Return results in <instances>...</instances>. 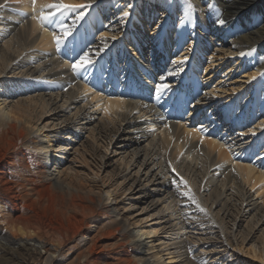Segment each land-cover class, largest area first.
Here are the masks:
<instances>
[{
	"label": "bare ground",
	"instance_id": "1",
	"mask_svg": "<svg viewBox=\"0 0 264 264\" xmlns=\"http://www.w3.org/2000/svg\"><path fill=\"white\" fill-rule=\"evenodd\" d=\"M52 2L57 0H37L35 6L32 0H0L4 5L0 8V224L6 230L0 231V239L9 247L19 245L6 252L10 259L61 264L73 240L81 246L69 264H176L177 257V264H234L228 259L235 256L233 252L227 257L228 247H239L241 254L264 264V172L239 160L222 146L227 142L214 140L207 128L203 144L202 134L192 131L199 126L200 112L206 114L203 123L216 127L224 113L230 117L229 128L264 117V27H251L253 18L264 15V0H235L234 4L192 0L193 20L185 23L178 22L183 0H64L91 3L92 9L74 38L59 51L51 33L32 19ZM208 3L213 9L206 7ZM125 10L130 16L122 19ZM158 17L164 18L159 22L169 36L164 44L155 43L150 35ZM218 18L227 23L218 26ZM209 40L221 50L217 56L210 53L216 60L208 59ZM101 48L94 59L107 71L93 70L87 81L72 72L77 53ZM253 49L251 56L239 55ZM184 56L188 59L180 65ZM230 62L228 70L244 71L239 81L232 80L228 88L223 85L226 81L213 85L222 72L219 68ZM173 70L178 74L168 76ZM161 76L171 82L172 91L158 101L155 78L160 83ZM129 85L133 91L149 90L153 96L132 98L126 94ZM205 85L212 86L210 94ZM193 97L215 100L221 108L209 112L207 106L212 103H206L192 109L188 103ZM171 102L174 109H186L183 120L171 122L167 113L162 117ZM192 111L195 119L187 115ZM50 113H54V126L68 131L71 138H63L60 132L43 136L38 128ZM209 114L216 119L210 120ZM77 122L89 127L87 138L77 133L81 128ZM48 127L47 121L43 128ZM229 128L227 136L233 133ZM246 134L264 156V120ZM72 140L84 149L77 152L82 156L89 152L94 158L82 171L99 177L103 170L115 189L103 188L104 182L98 186L72 166L59 170L66 165L62 157L67 156ZM109 150L118 155L115 161L108 156ZM181 178L188 182L196 203L183 195L187 189ZM121 189L147 200L143 211L152 210V216H158L168 239L166 248L151 253L155 247L142 239L153 231L138 228L130 215L121 214L122 204H110ZM106 237L116 239V244L102 243ZM248 240L260 248L249 246L244 252ZM213 241L222 250L206 246ZM30 242L39 253L29 248ZM170 247L174 252L167 254L170 257L164 263L160 254ZM6 248L1 245V252Z\"/></svg>",
	"mask_w": 264,
	"mask_h": 264
},
{
	"label": "rangeland",
	"instance_id": "2",
	"mask_svg": "<svg viewBox=\"0 0 264 264\" xmlns=\"http://www.w3.org/2000/svg\"><path fill=\"white\" fill-rule=\"evenodd\" d=\"M214 34V33H213ZM210 41V50H209V55H208V59L210 58V53L213 52V53H216V56L221 52L220 48H219V45L218 43L216 44V41L215 42H212L211 40ZM210 59H213V60H216L217 58H210ZM178 65V64H176ZM218 65V64H217ZM232 66V62H230L228 65H222V67H220L219 69H221V73L216 77L214 83H212L213 85H218V83H224L226 81L224 85V87H227L228 88V84H232L233 82H237L236 80L239 81L240 78H238L239 76H242V73L244 72L243 69L240 70V71H237L235 68L234 69H230L228 70V68ZM227 70V71H226ZM226 74H229L228 77H224V75ZM222 79V81H221ZM235 79V80H234ZM233 80V82H232ZM239 83V82H238ZM243 83V82H242ZM236 84V83H235ZM211 87L210 85H205V89H207V92H211ZM214 88V86H213ZM205 91V90H204ZM206 103H212L210 104L211 108L210 110H215L216 108L220 109L221 108V104H219L217 101L215 100H211L208 102V100H204L202 101V104H206ZM219 111V110H218ZM214 113H216V117H217V112L215 111ZM213 113V114H214ZM54 113H50L46 116V118L48 119V128H43V125L46 122H44L43 124H40V127L38 129H41L39 131H41V133H43V136L49 134V135H52V136H55V134L57 133H62V137L63 138H68V137H72V135L69 136L68 134V131H63L61 129H59L58 126H54V124L56 122H54L55 118L53 116ZM54 118L53 120H50ZM97 120L98 118H101V117H95ZM199 118H200V115H199ZM148 119V116L145 117V120ZM231 120V119H230ZM264 120V119H263ZM200 121V119L197 121V123ZM147 122V120H146ZM229 124L231 122H229V120L227 121ZM79 127H81V125H83V122H77ZM236 125V124H234ZM227 126V125H226ZM234 127V126H233ZM239 127V126H237ZM224 129V128H223ZM88 130H89V127H81L79 129V132H77L78 134H80V136H82V138H87L88 137ZM208 130V129H207ZM243 131V130H241ZM245 132H242V134H244ZM247 135V134H246ZM39 136V135H38ZM222 138H224L223 136H221ZM233 138L236 137V135L232 136ZM229 138V142H227V145L231 144L232 145V141H230ZM69 139V138H68ZM242 139H245L246 141L244 143H248L249 141L246 139V136L245 138L244 137H240L238 140L236 141H239V140H242ZM225 142L227 141L226 138H224ZM72 143L73 145H71L69 148H68V151H67V156L65 157H62L64 162H66V165L63 166L61 169V171H65L66 167H69V166H72L73 168H75L77 171L80 172V175L82 177H85L87 178L88 180H96L97 181V184L98 186L104 182L105 183V186L103 188H107L110 186L111 188V182H109L106 178H105V173L104 171L102 170V172H99V177H95V176H92V175H89L88 172H85V171H82L83 167L87 164H90L91 165V162L94 161V158L90 156L89 152L84 154V156H82L81 153L77 152L76 149H81L82 151H84V149L81 147V144L78 142V141H73L72 140ZM241 144V143H239ZM243 145H236V147H241ZM51 150H53V147L51 148ZM50 150V151H51ZM111 150H109L107 152L108 156L110 158H112L113 161H115L117 158H118V155L116 156L115 154L113 155L112 153H110ZM57 155V158L58 157H61L59 156L60 154L59 153H55ZM256 162L262 167L264 168V165H263V162L262 161H258V157L256 158ZM169 177V176H168ZM170 179V178H168ZM149 187V186H148ZM113 188L115 189V187H112L111 190H113ZM153 188L150 187L149 190H152ZM1 194V193H0ZM116 198V201L113 200ZM115 198L114 196H112L111 200L112 202L110 201V204H113V206L117 203L118 205H121L119 208L121 211V214L123 215H130V218L132 220V222H137V226L138 228H144L145 230L148 229V230H151L153 231V234L151 235H148L147 237H144L142 240L144 241L145 244H147V246L149 247H155V249L151 250L150 252L152 253H158L160 249H164L167 247V242H168V239H167V236L165 235V231H163V228H162V225L160 223V220L158 218V216H152L153 214H155V212H153L152 210H148V211H143V208L146 207V202L147 200H143L141 197V199H139V195L136 194V192L134 191H130V192H126L124 191L123 189L121 190H118L116 192V195H115ZM109 203V202H108ZM162 204V202H160ZM161 206H164V205H161ZM160 206V207H161ZM103 224H105V220L102 221ZM115 225V224H114ZM108 229H114V227H111V228H108ZM129 230L133 231L135 230V227H130ZM0 231H6L5 228L0 224ZM192 233L194 232V234L196 235L197 231L195 230H192L191 231ZM237 233V232H236ZM199 234V233H198ZM235 234V233H234ZM236 240L240 243L241 242V237L239 235L236 236ZM0 246L1 245H4V247L6 248V251H3L1 252L2 250H0V264H37V261L33 260V259H30V260H27V261H24V262H20L18 263L16 260H12L10 259L11 256L7 255L6 252L9 250L11 251L12 250H17L19 249V245H15V246H12V247H9V245H7L6 241L0 239ZM102 243H108L110 245H113V244H116L117 240L116 239H113V237H106L104 239L101 240ZM254 241H247L245 244H244V247H243V251L245 252L248 247L250 246H255L257 248H260V245L257 244V243H253ZM3 243V244H2ZM33 243L34 242H30L29 244H32V245H29V248L32 247V249L39 253V249H37V247H34L33 246ZM217 242H211L209 243V245L207 244L206 246L209 247L210 249L212 248V250L216 249V251H220L222 250L220 248V244H215ZM215 244V246H214ZM211 245V246H210ZM37 246V245H36ZM81 244H77V241H71L70 243H68L67 247L65 248L64 250V256L63 258H65V260H63V262L61 264H69L72 259L75 257V255L79 252V248H80ZM218 246V247H217ZM199 249V250H198ZM197 250L198 251H201L200 248H198ZM112 250H115L113 247H112ZM228 255L227 257H230L229 254L233 252V255H235L234 257H232L231 259L228 258L231 262H233L234 264H237L239 263V260H241V263L240 264H260L256 259H254L252 256H248L246 254H241L240 251H239V247L237 248H231V247H228ZM174 252V249L173 248H169L168 251H164L162 254L160 255H163V261L164 263H167L168 262V258L170 257V255H167L169 253H173ZM4 253V254H2ZM179 260L180 258H176V262L179 263ZM212 261V260H211ZM176 263V264H177Z\"/></svg>",
	"mask_w": 264,
	"mask_h": 264
},
{
	"label": "snow or ice",
	"instance_id": "3",
	"mask_svg": "<svg viewBox=\"0 0 264 264\" xmlns=\"http://www.w3.org/2000/svg\"><path fill=\"white\" fill-rule=\"evenodd\" d=\"M36 2L37 0H32V5L35 6ZM176 2L179 3V0H176ZM231 2L234 4L235 0H231ZM165 3H167V0H165ZM3 7L4 5L0 4V8ZM127 7L131 8L132 6L128 5ZM206 7L208 9H213L214 6L212 3H208ZM46 8L47 11H41L38 16H33L32 19L37 20L39 25L45 31L51 33L52 41L54 42L56 49L59 51L63 48H66V41H68L70 37L74 38V33L78 31V26L81 24V22L85 21L86 16L89 14V10L92 9V4L66 3L64 2V0H57V2L48 3L46 5ZM195 10H196L195 5L192 2V0H183L182 12L180 14V18L178 19V22L179 23L192 22L193 14ZM70 16L71 19H69ZM121 16L122 19H127L130 16V12L127 10L122 11ZM163 19H164L163 17H158V21L154 23V30L150 33L153 41L157 44H164L169 39V36L164 29L163 23L159 22L160 20ZM215 22L220 27H223L227 23V21L223 18H218L216 19ZM251 27L256 29H259L260 27H264V15H260L253 18L251 21ZM112 39L115 40L116 37L113 36ZM104 47H107L106 43ZM103 50L104 49L101 48L96 52H91L90 49L88 51H84L82 49L81 51L83 54L77 53L73 57V61L71 63L72 72L76 76H80L81 79L87 81L89 72L93 70L101 71V72L107 71V69H104L103 66L98 65V62L94 59V57L99 56V53L102 52ZM254 51L255 50L253 49L248 53L241 52L239 53V55L251 56L253 55ZM187 59L188 57L184 56L178 61V63L180 65H183L184 63H186ZM172 63H177V61L173 60ZM178 71H183V69L181 68ZM178 71L177 70L170 71L167 73V75L172 76L174 74H178ZM253 79H255V77H253ZM160 80L162 82L157 83L154 88L155 98L158 101L172 91L171 82L167 81L166 76H161ZM69 87H71V85H69ZM201 103L202 101L200 99H194L193 101H190L188 103V107L195 109L196 106ZM187 115H189L193 119H195L196 117L195 111L188 112ZM208 118L210 120L216 119V117L212 116L211 114H209ZM219 118L223 121L229 119L230 117L227 113H224ZM165 127H169V126L165 125ZM192 131L202 134L200 137V143L203 144L204 140L207 138L205 135H203V133L206 132V125L203 122H201L199 126H193ZM253 135H255L254 132ZM222 146L226 147L227 150L233 155H236V153L233 152L234 145L229 144ZM257 155L259 156V153H257ZM260 158L264 159V156ZM173 172H175V169H173ZM172 183L177 184L178 182L173 180ZM180 183H182L184 187L187 189V191H185L183 195L186 196L193 203H196L195 197L192 195L191 189L188 188V182L183 180V178H181ZM197 207H199L198 204ZM200 211L203 212L205 211V209L200 208Z\"/></svg>",
	"mask_w": 264,
	"mask_h": 264
}]
</instances>
